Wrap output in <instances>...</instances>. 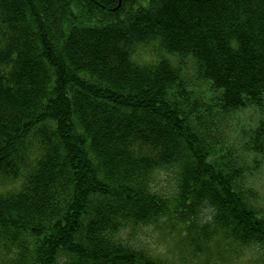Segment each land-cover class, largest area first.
<instances>
[{"label":"trees","instance_id":"16d2710c","mask_svg":"<svg viewBox=\"0 0 264 264\" xmlns=\"http://www.w3.org/2000/svg\"><path fill=\"white\" fill-rule=\"evenodd\" d=\"M262 176L264 0H0V264H264Z\"/></svg>","mask_w":264,"mask_h":264},{"label":"rangeland","instance_id":"374dc122","mask_svg":"<svg viewBox=\"0 0 264 264\" xmlns=\"http://www.w3.org/2000/svg\"><path fill=\"white\" fill-rule=\"evenodd\" d=\"M138 56L141 60L151 61L155 58L154 49L151 47H145L138 52ZM173 171L163 170L157 173L158 183L164 188L169 189L172 186ZM17 184L14 182L0 181V192L11 190ZM262 197L264 198V176H262L257 185ZM164 227V228H162ZM142 240L144 244L150 247L155 253L161 254L164 258L177 261L178 258H182L180 264H258L259 256L255 253L244 251L242 254L232 252L230 254H224L221 250L220 253H216L212 259L206 257L192 258L186 256L183 252V248L178 245V236L174 232H170L166 226L161 225L156 228L150 227L147 229Z\"/></svg>","mask_w":264,"mask_h":264}]
</instances>
